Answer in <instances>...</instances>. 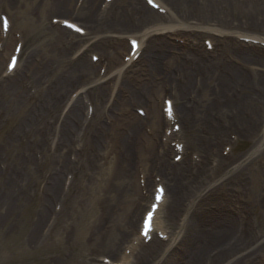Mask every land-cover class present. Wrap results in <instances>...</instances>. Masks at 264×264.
<instances>
[{"label":"rangeland","instance_id":"374dc122","mask_svg":"<svg viewBox=\"0 0 264 264\" xmlns=\"http://www.w3.org/2000/svg\"><path fill=\"white\" fill-rule=\"evenodd\" d=\"M52 1L53 0H28L27 2H22L21 5V0H0V11H5L12 15L15 29L24 24L30 25L26 30L28 51H26V58L24 57L21 65L22 70L17 77H12L9 81L5 82L0 80V166L4 165V167H8L14 162H17L16 168L19 169V173L25 171L24 169L31 171L30 174H26L29 180L27 189L22 188L18 176L13 175V169H10L11 166L8 167L9 170L7 171L9 176L2 178V172L0 171V178H2V182L0 181V206L2 205L3 207L0 208V264H100L102 256L114 259V252L118 253L124 248L122 246L123 242L120 243V239L117 240L118 236L115 234V231L117 233V228L114 217L110 222L109 229L106 228V230L110 231L106 232L109 233L104 235L103 231L100 235L96 233L90 234L91 228L97 223V221H102V213H105V206L111 207L110 203L115 201V194H112L108 187L106 189L104 188L107 184L111 170V163L107 162L113 157H115L116 160L119 158V148H117L116 145L121 143L118 141V138H113L114 143L111 144L112 147H107L105 150L107 152L105 153L99 151L100 155L98 157L97 151L93 148L92 141L97 138L98 141L96 144H98V147L103 148V144L105 148L107 144L110 145L109 142L112 138L111 131L114 134H121L124 140H126L125 136L131 138L133 130H129L124 124L125 120H123V117L119 116L117 113L123 114L125 109L124 113L129 114L133 110L134 114L137 115L134 111L137 107L142 106L143 109L147 110V106L145 104L133 105L132 101L129 102L127 94H124L123 91L119 92V87L113 89V85L116 84L117 78L110 82L109 89H106L104 85L103 91H105V93H100L99 88H94L97 85L96 74L91 75L90 77H84V82L90 81L94 78L93 81L85 82V87L90 89L93 97H105L108 90L110 93L109 95L106 94L107 97L114 91L113 95L115 94L118 99L122 93V98L124 97L126 103L122 100L115 99L111 103L114 104V110H117V113H110L103 119H101L100 116L99 119L94 120V123H91L87 136L83 137L82 143L84 144L85 150L79 153L77 152L79 159L73 163L71 162V170H68L70 173H73L74 176L72 184L67 190L65 187H62L63 189L61 188L62 180V186L64 183V176L62 173L66 168V163L68 165L71 151H68L69 147L67 146L66 150L62 152L57 145L49 143L46 138V130L50 125L49 120L52 119L55 120V122H58V118L61 116V113L65 111L67 99L72 92V90L70 92L69 89L68 91L61 93L59 92V89L61 88V82L62 84L65 82L67 86H70L72 79H74L71 76L69 77V74L71 75V70L75 67L71 61L73 50H70L67 46L62 47L60 52L63 56L60 57L59 60L54 61L52 60L53 57L50 55L45 56L48 54V51L41 45V42L46 47L50 46L51 49L57 50V37L61 34L59 33L60 28H52L50 18L71 17L70 15L74 9V14L71 19L79 22L78 17L81 15L83 6L80 7V12L75 11L78 0H72L69 10L66 13L61 14L52 8ZM103 1L104 0H102V2ZM196 1L202 3V0ZM216 1V11L222 10V15L228 14V18L234 20V24H247L253 26H240L238 27L239 29L236 30H241L242 32L259 31L264 35V13L254 14L249 20L238 19L230 7L227 10L223 9V7H227V4H222L224 3L223 0ZM238 1L240 2V0ZM245 1L251 2L252 0ZM255 1H257L259 5L264 6V0ZM34 2L36 3L32 4ZM132 5V0H115V2L111 3L110 10L104 12L99 17L102 21L112 20L114 12H117V8L121 9L123 15H130L134 6ZM200 6L202 7V5ZM196 9L198 12L197 16L200 20L212 21L214 19H211L207 15H202L204 12H200L198 7H196ZM22 10H25V12L20 15L19 12ZM182 10L184 14L177 6L172 8L171 14L175 16L176 24L187 23V19L188 22L192 21L191 19H195L192 16L190 17L191 13L186 14L187 9L185 7H183ZM155 13H159L165 18L163 14L156 10ZM134 17L135 19H131L130 21L135 27L138 24V21L137 17ZM147 23V21H144L143 26H146ZM86 38L87 37H78V39ZM169 42L170 44H175V46H180V48L183 47L182 44L184 43L182 38L179 37H172L169 39ZM13 45L14 39L10 38L7 41L4 53L8 50L10 52ZM233 45L235 47L239 46L235 43H233ZM224 50L220 53L222 59H226V53H224ZM92 51L93 50L89 51V57L90 52ZM114 53L115 52H113V54ZM234 54L233 51L232 54L230 52L232 58L235 57L236 54ZM5 57L6 54L0 52V73L3 68ZM260 58L263 63H257L252 66L249 65V68L253 71L247 72L248 79L250 82H253V85L249 88H252L251 92L250 90H243L242 93L237 92L233 97H225L231 100L232 98L233 100H243V98L245 100L246 98H249V96H255L256 99L252 102L249 108H245L246 110H242L241 113H239L243 118H246V120L239 121L238 115H233L232 122H236L237 120L235 123L236 125L233 126L231 130L225 131V135L223 133L220 144V141H218L215 146H213L214 144H207V154H204L199 149V145L202 144L201 142H206L205 138H207L204 136L206 131L203 129V126L199 123L191 126V123L188 125L187 121H185L187 124L181 121L183 129L181 133L182 141L188 148L189 157L190 153L194 150L202 154V157L203 154L204 156H207L211 154L210 150H212V147H215L214 149L220 151L218 158L222 157L221 154L230 157L229 160L222 162L218 169L211 167V165L207 166V170L196 177V181L198 180V182H195L192 188L189 189L195 191V187L209 184V188L204 194L206 193L207 195V193L212 190V195H208L210 198L214 197L216 194L218 195L216 197L221 198L220 195H223L224 192H226V194L229 195L228 198L220 199L223 201V205H217L215 203L216 201L213 199L209 202L204 200V203H201L200 201L197 208L204 206L207 211H212L213 206H219L225 209V205H227L228 210L226 208L223 212H229L233 216L231 212L233 210L231 209L237 206L249 219V225L245 229L239 230L237 234L239 236H246L245 239L247 243L255 244L257 247L264 244V142L262 141L263 129L261 127L264 117V86H260L257 83L259 78L264 81V52L262 54L260 53ZM123 62L124 57H121L119 62L112 66V74L110 75L116 76L119 69H122V72L128 70L126 71V74H131L133 70L135 71L140 67L139 64L135 66L124 65ZM31 68H33L34 71L31 70ZM40 68H42V71L39 72ZM142 68L146 69V67ZM242 69L246 71L245 67ZM145 75L148 77L147 79H149L146 72L139 73V75H137L138 77L134 75L136 78L134 81L138 83L136 85L140 86L139 89H144L145 83L148 85ZM54 81L56 83H54ZM77 81L78 80L74 82L80 83ZM213 83V81H208L206 89L203 91L201 90L202 92L200 91L198 93L197 99L194 100L196 101L194 109L197 114H192L191 119L198 117L199 111L202 112L204 106L208 107L211 104L209 107H212V104H214L211 97H208V93L211 90L210 85L213 86ZM165 87L163 85L157 88L154 87L151 92L152 95L150 99L153 102L151 105H155L154 108H156L158 116L162 112L164 97L174 95L171 89H173L176 94V96H173L175 106L176 108L179 107L177 102L178 91L176 85L174 84V86H170L169 88ZM193 95L196 96L194 93ZM16 98L18 102L15 101ZM186 98H188V96ZM225 98L223 99L225 100ZM204 101L206 102L203 103ZM110 106L113 105H108V107ZM253 116L256 117V127L254 126L255 132H253L254 135L245 137L244 134L248 130L249 125L254 118ZM127 120H130V118H127ZM163 121L164 120L160 119L162 127L164 126ZM97 125L104 126L107 129V133H110L107 140H102L98 137L99 129L96 128ZM152 125L153 123L150 121L147 128L152 130L154 136H152V133L147 134L146 131L144 132L145 128L142 127L141 133L137 137L140 152L133 154V156L129 155L131 158L133 157V166L131 168L135 172V177H133V180L128 179L122 181L124 191H131L130 188L127 187L131 182L134 186L138 187L137 173L140 169L146 173L152 182L155 176L162 178L160 175L168 180L170 183L169 186H174L175 182L178 180L176 177L173 180L172 176L166 174V171L163 169H158L156 166L154 167V163L156 164L158 161V153L157 156L155 154L157 150L155 143L157 142V138L160 137V132H157L153 128L154 125ZM226 125L227 122L225 123V126ZM94 129H96V132ZM126 129L129 132H126ZM50 130L51 139L59 140L60 138L57 134L55 139L56 126H52ZM91 138L94 139L91 141ZM255 143L261 144L262 146L258 148V151L254 155H251V148ZM226 146L231 149L229 152L226 151V154L228 153L227 155L224 154ZM36 150H38L37 152H43L44 164L42 166H36L33 163V160H31ZM153 155L156 156V159L154 160ZM97 163H100V165L96 166ZM233 169H235V172L228 174L229 171ZM58 175L61 176L60 180H58L59 187L61 188L60 192L62 191L66 194L65 197L63 195L61 196L65 198L64 211L62 213L58 212L55 225L49 233L42 235L41 229L43 223L48 218L49 209L53 210L54 201H58L57 197L59 196L56 197V195H54L56 192H53L55 189L52 188V184L55 183ZM234 175H236V179L231 178ZM188 178L189 176L186 177V179ZM186 179L185 183L187 184ZM234 180H238V182H234ZM124 182L126 183V186L124 185ZM117 185H119V183H117ZM188 187L189 185L187 188ZM187 188H179V190L185 191ZM58 190L59 188L57 191ZM20 191H28L29 193L19 197L16 196V206L14 211H11V209L7 210L5 206H3V204L7 202L5 199L10 196L14 197L16 193ZM189 197V195L187 196L186 194H183L181 195V201L184 200L186 205ZM103 200L106 201L102 202ZM170 204L171 200L168 201L167 206L162 213V219L166 224L169 222L167 211ZM130 211V208H127V206L123 207V209H119L121 215L125 212L130 213ZM118 216L121 217L120 215ZM42 217L43 219L40 222ZM179 217L180 216L177 217L178 220ZM235 227L236 222L234 221L233 233L235 232ZM123 228H125V225ZM126 229L127 228H125V230ZM212 229L213 228H208V230ZM115 240L118 241V244L120 243L118 248V244L116 245ZM250 246L251 248L254 247L252 245ZM257 247H255V249ZM179 248L180 250H183V244H180ZM211 248L213 249L215 247L211 246ZM211 248H206V253L211 251ZM238 257L239 256H237V258ZM261 258L262 260L260 261L264 263V252L258 253V260ZM218 262L219 258H217L213 264H218Z\"/></svg>","mask_w":264,"mask_h":264},{"label":"bare ground","instance_id":"6f19581e","mask_svg":"<svg viewBox=\"0 0 264 264\" xmlns=\"http://www.w3.org/2000/svg\"><path fill=\"white\" fill-rule=\"evenodd\" d=\"M27 1L28 0H21V5L22 2ZM71 1L72 0H53L52 8H54L55 10H57V12H60L61 14L66 13L71 6ZM100 1L101 0H87V2L83 6L81 15L79 16V21H81V23H83L84 25H87L88 30L92 32L96 30H101L102 32L108 34L137 33L134 35L140 37L141 49H143V46L145 47L146 45V48L142 53L145 56V59L140 61V67L137 70L133 71L132 75H136V77H138L137 75H139V73L146 72V74L149 76V79H147L148 77H146V75L145 77L148 80V85L150 87L145 83L146 85L144 84V89H139L140 86L136 85L138 83L134 81L136 80V78L127 74H123L120 77L119 87L123 92L125 91V94L131 95H128V97L129 102L132 101L133 105L145 104L150 109L148 110V114H151V120L156 131H159L161 129L160 114L158 116L154 108L155 105H151L153 104V102L150 97L152 95L151 92L154 87L157 88L161 85L165 87V83L176 85L178 91L177 102L179 106L176 112L178 119H182L183 122L186 124L188 122V125L191 123V126H194L196 123H199L203 126V129L206 131L204 135L207 137L205 138L206 142H201L202 144L199 145V149L204 154H207V144H214L213 146H215L218 141H220V144L221 139L223 137V133L225 135V131L231 130L233 126L236 125L235 123L237 122V120L236 122H232L233 115H238L239 121L246 120V118H243V116H241V114L239 113H241L242 110H246L245 108H249L252 102L256 99V97H245V100L244 98L243 100H233V98L231 100L225 97H233L237 94V92L242 93L243 90H250L251 92L252 88H249L251 87V85H253V82H250V80L248 79L249 77L247 72H251L253 70L248 67H250L249 65L252 66L257 63H263L260 58V53L262 54L263 51H259L254 48H248L247 46L235 47L233 45V43H236L235 41L238 39L236 35L264 41L261 37L252 33H249L248 35H243L240 34V32L236 31V29H239L238 27L240 26H253L247 24H234V20L229 19L228 14L222 15V10L216 11V0H202V3L196 0H160L163 8H169L170 10H172V8L177 6L184 14L182 8L185 7L187 9L186 14L191 13L190 17L192 16L197 19L193 20L196 23V26L194 25L195 27L191 28V24L186 26L188 29L186 31L188 32H185L182 36L180 35L183 39H187L190 34H193V39H195L203 35L204 32L216 35V45L214 46L213 51L206 50V48L203 47L199 42L193 47L194 53H191L190 51L185 50L184 47L180 48V46L170 44L169 40L164 37L155 36V34L157 35L158 32H162V36L179 33L180 27H175L173 24H166L165 18L159 16V14L154 13V10L150 9L145 0H132L134 5H132L133 11L135 12H133V15L137 17L138 21V24L135 27L131 24L130 21L131 19H135V17L132 14L123 15L120 8L116 9L117 12H114L112 20H108L107 22H98L97 17L101 14V9L99 7ZM223 2L224 3L222 4H227V7H223V9L227 10L230 7L232 9V12L236 15L238 19L249 20L254 14L264 13V6L259 5V3L255 0H252L251 2H247L245 0H240V2L238 0H223ZM35 3L36 2L32 4ZM200 5H202V7ZM196 7L200 9V12H204V14L202 15H207L211 19H214L212 21L200 20V18L197 16L198 12ZM24 12L25 10H22L19 12V14L22 15L24 14ZM167 20L170 22L171 20L173 21V16L171 15L167 17ZM144 21L148 22L146 26H143ZM153 21L155 22V27L154 29L149 30L148 26L153 24ZM203 25L207 26H205L204 28ZM28 26L30 27V25L28 24L23 25L25 29H27ZM62 30L65 29L62 28ZM59 37L57 38L59 42L63 41L61 40L63 38V35L60 34ZM41 45L45 47L48 51V54H46L45 56L50 55L51 57H53L52 60L57 61L60 59V57L63 56L59 50H53L50 48V46L46 47L42 42ZM126 46L127 43L123 40L117 42V44L114 45V40L108 38H102L99 44H97V47L100 48L98 50L102 52L106 51L107 54L109 49H123ZM217 46L219 47V50L225 49L224 53H226V59L221 60L219 54H217L216 51ZM232 51L236 55L234 54L235 57L228 59L227 57L231 56L230 52L232 54ZM111 58L112 63H117V57L115 55ZM228 61H231L233 63ZM101 63H103L102 59ZM112 63L109 61L110 65ZM237 63H240V65H238ZM242 65L247 66V71L242 69ZM94 66L97 65L91 62L89 63L88 60L79 59L76 63V66L71 70V75L69 74V77L71 76L72 78H74L72 79L73 84H71V86L75 85L74 81L76 80H78L77 82H81L85 79L84 77H90L91 75H94ZM142 67H146V69H143ZM31 70L34 71L33 68H31ZM40 71H42V68H40L39 72ZM208 81L214 82L213 86L208 84L211 86V90L208 93V97H211V100H213L214 104H212V107H209L211 106V104L208 107L204 106L202 112L199 111L198 117L191 119L192 114H197L194 109V104H196V101L194 100L197 99V95L201 90L203 91L206 89ZM54 83L56 82L54 81ZM257 83L260 86H264V81L260 78L258 79ZM71 86H67L65 82L64 84H62L61 82V88L59 89V92L63 93L65 91H68ZM97 88H99L100 92H104V85L102 83ZM138 91L140 96L138 95ZM86 92L87 90H85L84 93ZM193 93L196 96H194ZM106 94L109 95L108 92H106ZM122 96L123 94L121 93L120 98L118 100H122ZM185 96H188L189 99ZM101 97L95 96L97 104L95 103L96 105L91 120H95V118H97L99 115H101L100 118L102 119L104 117L103 115L107 114V105L106 103L103 104V102H101V100L99 99ZM223 98H225V100ZM15 101L18 102L17 98L15 99ZM124 102L126 103V100H124ZM205 102L206 101H204L203 103ZM83 103L84 99L82 97H78L71 103V108L69 109V111L64 114V121L61 122L60 129L62 143L59 146V149H61L62 152L66 150V147L70 142V137L76 134L73 133V131H76L75 127L79 129L85 125L86 118L83 115ZM127 118H130V120H127ZM123 120H125L124 124L129 128V130H133V135L131 136V138L125 136L126 140H124L121 134H114L111 131L110 133L112 135V138L109 142L110 145L107 144L104 148V145L101 143L104 149L98 147V144H96L97 139H90L91 141L93 140L92 144L93 147H95V151H97L98 157L100 155L99 151L105 153L107 152L105 151L107 147H112L111 144L114 143L113 138L115 137L118 138L119 142H121L118 143L116 147L119 148V150H123L124 152L122 154H125V157H123L120 154V151L118 152L119 158L117 160L115 157H113L109 160V162H107L111 163V170L109 173L107 184L104 189L108 187L109 191L112 194H115V201H112V203H110L111 207L105 206L106 208H104V212L106 214L102 213L103 222L98 220L90 231V234L96 233L99 235L104 231L103 234L106 235L107 233H109L106 232L108 231L106 230V228L114 217L118 233L117 234L115 231V234L116 236H118L117 240L120 239V243L126 242L127 239L131 240V237L133 236L132 232L133 230H136V221L133 218L135 212L140 210V202L143 198L141 194L142 186L139 184L138 180V187L134 186L132 182L130 183L131 185H127V187L131 190H128V192L124 191V186L122 184V181L128 179L133 180V177H135V172L131 168L133 166V157L131 158L129 155L133 156V154H137V152H140L137 137L141 133V128L143 125L141 122V118H138L132 112L129 113V116L123 117ZM165 122L166 125L169 124L167 123L169 121L166 120ZM226 122L227 125L225 126ZM254 126L256 127V117L253 118L248 130L245 132V137H250L254 135ZM262 126H264V123ZM96 128L99 129L98 137L102 140H107L108 135L110 134L107 133V129L102 125H97ZM94 130L96 132V129ZM262 141L264 142V135L262 136ZM261 146V144L255 143V145L251 148V155H254L258 151V148H260ZM214 148L215 147H212V150L210 151L212 152ZM166 152H168V150ZM155 154L157 156V150ZM204 154L203 159L204 161H207V158L210 157L211 154L207 156H204ZM156 156L153 155V160L156 159ZM163 158L165 159L163 160ZM229 158L230 157H221L219 163L221 164L225 160H229ZM158 160L162 161L163 166L169 164L168 155H163L162 158H158ZM98 165H100V163H97L96 166ZM155 165L156 164L154 163V167ZM183 165H185L184 161L177 165L178 168L176 171L178 180L175 182L174 186L170 185V188L168 190V194L171 200V204L168 207L167 211V216L169 218V227H167L160 220L161 210H158L156 219V224L158 226L161 225V230H163L165 233L170 234L171 232L169 231V228L174 227V225L178 232L174 231L173 234H170V238L172 239L171 243H168L167 245L165 244L164 246H162L161 243H157L154 246L151 245L150 248L148 247L147 249H145L147 250V252L145 251V254L143 253V251L139 256L135 255L133 257L123 255V260L127 261L130 264H132L133 261L135 264H158L159 261L157 262V260L159 258L160 261H163L162 264H197V262H200L205 259L204 257L206 254V248H211V246H213L215 248H211V251L215 252L216 256L213 262H215L216 259L219 258L218 264H264L260 261L262 260V258L258 260V253L264 252V244L260 247H257L255 246V244L253 245L252 243H249L250 245L254 246L251 248V246L247 243L245 239L246 236H239L237 234V220H235V218L229 212H223L227 208V205H225V209L219 206H213L212 211H207L206 207L203 206L201 208H197L198 204L197 206L195 204L197 202L199 203L200 201L201 203H204V200L206 202H209L213 199L214 201H216L215 203L217 205H223V201H221L220 199L228 198L229 195L224 192L223 195H220L221 198L216 197L218 196L217 194L214 197L210 198L208 195L211 194L212 190L208 192L207 195L206 193L203 194V191L200 192L198 190H195L196 187L194 188L195 191H193V189L189 190L192 188L195 182V179L191 177L194 168L190 169V164H188L185 168H181ZM234 170L235 169L230 170L228 174H230L231 172L234 173ZM188 176L189 178L186 179V177ZM60 177V175L57 176V179L55 180L56 184L55 186H52V188L55 189V191L53 192H58V180H60ZM231 178L236 179L237 177L236 175H234ZM174 179L175 177L173 178V180ZM185 179L188 180L187 184L185 183ZM234 182H238V180H234ZM117 183H119V185H117ZM124 185L126 186L125 182ZM188 185L189 187L187 188ZM179 188L187 189H185V191H180ZM183 194H186L187 196L189 195V199H192L194 197V200L190 202V208H186L183 205L185 202L184 200L181 201V195ZM23 195L25 194L20 191L16 193L14 197L10 196V199L6 198L5 201L7 202L4 203L3 206H5L7 210L11 209V211H14L16 206V196L19 197ZM105 201L106 200H103L102 202ZM126 206L127 208H130V213L125 212L123 213V215H121L119 213V209H123V207ZM0 208H3L2 205L0 206ZM193 208L195 210L192 212ZM118 215H120L121 217H119ZM178 216H184L182 221L179 222L177 218ZM42 219L43 217L40 219V222ZM234 221L236 222V227L235 232L233 233ZM124 225L125 228H127L126 230L125 228H123ZM208 228L213 229L208 230ZM171 235L173 237H171ZM179 238L181 239V244H183L184 246L183 251H180L178 247L175 246V243ZM117 240H115L116 245L118 244ZM135 240H140V237H137ZM119 244L117 245V248L119 247ZM143 245H140L139 247L142 249ZM255 247L257 248L255 249ZM130 248L133 249V252H136L137 250L135 245H131ZM237 256L239 257L237 258Z\"/></svg>","mask_w":264,"mask_h":264},{"label":"snow or ice","instance_id":"6c2138e0","mask_svg":"<svg viewBox=\"0 0 264 264\" xmlns=\"http://www.w3.org/2000/svg\"><path fill=\"white\" fill-rule=\"evenodd\" d=\"M150 2H151V0H150ZM78 31H79V29H77Z\"/></svg>","mask_w":264,"mask_h":264}]
</instances>
